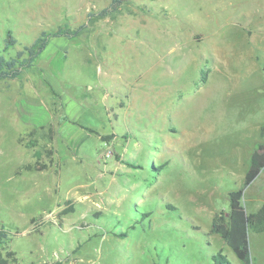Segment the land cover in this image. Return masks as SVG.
<instances>
[{"label": "rangeland", "instance_id": "rangeland-1", "mask_svg": "<svg viewBox=\"0 0 264 264\" xmlns=\"http://www.w3.org/2000/svg\"><path fill=\"white\" fill-rule=\"evenodd\" d=\"M109 3L0 0L6 57L85 24L0 80L11 264H243L211 222L264 142V0H125L88 16ZM35 161L47 168L24 169ZM258 174L247 212L264 203ZM248 246L264 264V232Z\"/></svg>", "mask_w": 264, "mask_h": 264}, {"label": "trees", "instance_id": "trees-1", "mask_svg": "<svg viewBox=\"0 0 264 264\" xmlns=\"http://www.w3.org/2000/svg\"><path fill=\"white\" fill-rule=\"evenodd\" d=\"M125 0H110V3L98 10L97 12H89V17H105L115 13ZM85 27L81 24L74 29L58 28L51 33L42 32L30 45H26L15 55L6 57L0 52V80H10L18 77L19 72L24 67H31L35 59L40 55L48 44L50 37L64 35L66 37L77 36ZM16 39L8 35L5 42V49L14 45ZM205 77H203V81ZM264 134V125L261 128ZM47 168V164L35 161L26 164V170H43ZM264 168V142L257 144L255 150L252 151L249 160V166L244 175L243 183L240 187L229 191V209L223 215L221 212L216 215L211 222V233L218 234L225 243L233 250L238 259L243 264H253L249 255L248 232L255 233L264 232V203L253 211L247 212L242 204V196L246 186H248ZM9 240V232L0 227V264H11L15 261V252L9 251L7 248ZM216 264H230L226 255L221 252L212 256Z\"/></svg>", "mask_w": 264, "mask_h": 264}, {"label": "crops", "instance_id": "crops-1", "mask_svg": "<svg viewBox=\"0 0 264 264\" xmlns=\"http://www.w3.org/2000/svg\"><path fill=\"white\" fill-rule=\"evenodd\" d=\"M262 172H263V171H262ZM259 175H261V174H258V176H257V177H259ZM260 206H261V205H260ZM260 206H259V207H260ZM259 207H258V208H259ZM258 208H257V209H258ZM257 209H256V210H257Z\"/></svg>", "mask_w": 264, "mask_h": 264}]
</instances>
